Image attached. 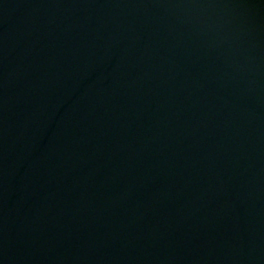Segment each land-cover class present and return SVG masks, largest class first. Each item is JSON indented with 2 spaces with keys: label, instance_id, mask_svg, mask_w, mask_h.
I'll use <instances>...</instances> for the list:
<instances>
[{
  "label": "water",
  "instance_id": "water-1",
  "mask_svg": "<svg viewBox=\"0 0 264 264\" xmlns=\"http://www.w3.org/2000/svg\"><path fill=\"white\" fill-rule=\"evenodd\" d=\"M0 264H264V0H0Z\"/></svg>",
  "mask_w": 264,
  "mask_h": 264
}]
</instances>
